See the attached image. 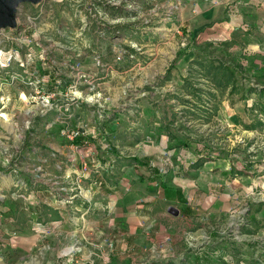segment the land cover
Wrapping results in <instances>:
<instances>
[{
    "label": "rangeland",
    "instance_id": "obj_1",
    "mask_svg": "<svg viewBox=\"0 0 264 264\" xmlns=\"http://www.w3.org/2000/svg\"><path fill=\"white\" fill-rule=\"evenodd\" d=\"M96 1L128 0L24 3L0 30V264H264V0H201L202 29L184 1L118 22ZM133 165L204 206L133 214L154 192Z\"/></svg>",
    "mask_w": 264,
    "mask_h": 264
},
{
    "label": "crops",
    "instance_id": "obj_2",
    "mask_svg": "<svg viewBox=\"0 0 264 264\" xmlns=\"http://www.w3.org/2000/svg\"><path fill=\"white\" fill-rule=\"evenodd\" d=\"M158 1H161V0H128L126 2L124 1L123 3H121V6H118V4H115V5L113 4L112 6L108 5V7L109 8H111V7H123L129 11H134V12L136 11L137 12V10L135 8H132V9L128 8V7H131V5H135V6L141 7L143 10L149 11V9H151L157 5L156 3ZM168 1H171V0H168ZM172 1L174 2V5L172 6V8L174 10L179 9V8H176V6L178 5V3H181L180 6H182L183 1H184L185 7L188 6L191 9H193L194 11H196L197 13L200 12L199 16L197 14L198 17H195L193 20L196 28L199 25L201 26L200 29L204 28V26H206V25L210 26L211 21H213L216 18L219 19V16L222 15L221 12L219 11V8L217 9V6L215 7L214 5H212V6L210 5L211 6L210 8L205 9L204 4L202 3L201 0H172ZM98 3H103L104 6H106L107 4L105 2H102V1H96L95 5H96V10L99 12H102L103 15L107 16L109 21L118 22L119 20L130 19V17L129 18H113L108 14V12L105 9H103L101 6H99ZM219 3H220L219 5L222 6L223 3L221 1ZM89 5L90 4H88V6ZM181 11H182V8L180 9V12ZM173 13H175V12L173 11ZM181 14L177 15V21L180 20L179 22L183 21L181 18V16H183V15H181ZM183 19H184V17H183ZM118 24H120V23H118ZM232 25H234L233 17L230 15L228 17L226 16L225 28H228V27L232 28ZM219 26H220L219 23H214L210 28L208 27V28H206V30L202 31L201 35L205 39H209V38L214 39V38H216L217 35L220 34V32L218 31ZM235 28L236 27H234V29ZM109 35H112V32H109ZM77 146H80V145H77ZM135 168H138L137 165L126 166V167H124L125 173L128 174L129 176H131L133 179L138 178L141 174H143L141 177L145 178L147 185L152 187L154 192H149V198L141 201L142 202L141 204H143V202H146L145 205L135 206L136 208H132L133 214H136L137 210L140 208H146V207L151 206V205H156V203L162 207H165L164 209H167V210L170 208V207L169 208L166 207L167 205H173V206H175V208H178V211H180L179 209L181 207H183V205H186V207L189 205H193V206L201 205V207L204 206V202H205L204 197L205 196L203 194H200L198 196L199 199L197 198L196 193H198V191H199V186L194 180H188V179L184 180V181L179 180V181H176L174 183V185L168 184L166 186V188L164 187V189H161V186H158L159 183L153 179L154 178V170L145 169V171L142 172V171H139ZM215 169L217 171L219 170L221 172L225 170V169L219 168L217 166H215ZM224 178L225 177H222L223 180L220 182L219 186L224 185ZM237 186H241V185H237ZM161 191L163 193H161ZM222 196L224 197V195H222ZM224 200H225V198H224ZM147 202H148V204H147ZM235 204L236 203L232 204L231 206L233 207ZM228 207H230V206H228ZM147 209L152 210L153 208L150 207ZM126 213H127V211H126ZM142 218L147 219V217H142Z\"/></svg>",
    "mask_w": 264,
    "mask_h": 264
},
{
    "label": "trees",
    "instance_id": "obj_3",
    "mask_svg": "<svg viewBox=\"0 0 264 264\" xmlns=\"http://www.w3.org/2000/svg\"><path fill=\"white\" fill-rule=\"evenodd\" d=\"M99 6H101L103 9H105L108 14L113 17V18H129V17H134L137 16L136 15V11H129L123 7H111L109 8L108 5L104 6L103 3H98ZM109 10V11H108ZM113 28L118 31H122L124 29H126V26L124 24H115L113 25ZM114 33V31H113ZM221 70H222V81L217 83L219 88H223L225 89L226 87H230L231 90H233L234 88V78H235V70L232 69L231 66L229 65H222L221 64ZM216 72V71H214ZM216 74V73H215ZM215 76V75H214ZM231 84V86H230ZM81 137H74L73 139V144L79 145L81 144ZM131 161L137 162V160L135 158L128 160L126 165H129L131 163Z\"/></svg>",
    "mask_w": 264,
    "mask_h": 264
},
{
    "label": "water",
    "instance_id": "obj_4",
    "mask_svg": "<svg viewBox=\"0 0 264 264\" xmlns=\"http://www.w3.org/2000/svg\"><path fill=\"white\" fill-rule=\"evenodd\" d=\"M42 0H0V30L16 29L17 9L21 4L38 5Z\"/></svg>",
    "mask_w": 264,
    "mask_h": 264
}]
</instances>
